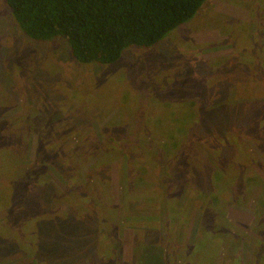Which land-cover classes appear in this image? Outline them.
Here are the masks:
<instances>
[{"label":"rangeland","instance_id":"rangeland-1","mask_svg":"<svg viewBox=\"0 0 264 264\" xmlns=\"http://www.w3.org/2000/svg\"><path fill=\"white\" fill-rule=\"evenodd\" d=\"M8 125L15 128L0 144V264H34L32 252L44 264H92L113 251L131 264H184L177 249L200 239L197 208L180 240L145 235L135 244L136 231L155 232L146 216L162 199L153 186L180 185L175 167L158 169L161 157L192 142L211 148L188 151V159L193 167L211 157L198 174L210 179L207 224L214 228L206 234L229 238L220 264H259L264 0H208L161 42L130 47L111 65L78 62L62 38L32 40L0 0V133ZM10 144L18 148L15 164ZM203 181L196 177L198 199ZM218 195L225 202L214 201ZM216 212L233 230L217 228Z\"/></svg>","mask_w":264,"mask_h":264},{"label":"trees","instance_id":"trees-1","mask_svg":"<svg viewBox=\"0 0 264 264\" xmlns=\"http://www.w3.org/2000/svg\"><path fill=\"white\" fill-rule=\"evenodd\" d=\"M2 1L8 5L11 13L20 24L24 33L32 40L45 42L56 38H62L68 43L72 56L78 62L86 65L92 63L111 65L118 62L122 58L125 50L130 47L150 48L161 42L172 31L192 20L208 0ZM14 128L13 125L5 126L4 129H8L6 131L10 133L1 130L0 144L6 145V140L1 143V138L3 136L6 137V135H9V138H11V131H9V129L13 130ZM201 144V148L196 147L194 142L187 145L181 144L177 153L175 152V155L168 154L167 160L163 156L161 157L157 165L158 169L163 170L164 164L167 163L175 167L171 168L173 172L175 171L173 177L178 179L177 182L180 183V185H177L176 182H170L169 180L166 181L169 186H153L157 189L158 196L162 199V204L157 202L155 205L153 210L155 214L153 215V213L150 212L151 214L146 216V218L150 220L153 228L152 230L155 232H147L142 229L138 232L136 231V235L138 234L136 238L137 244H135L136 248L139 247L140 241L146 239L145 235L148 241H152L154 239L164 240L165 236L167 237V235L177 233L178 240H180L183 234L182 231L187 229L189 223L185 220V217L193 211V208H197V210L202 211L204 214L200 228V239L195 247L185 246L184 248L181 247L177 249L178 255L180 254V258L183 260L182 262H184V264H201L202 261L205 264H220V261L223 259L220 254H223L222 250L225 248L226 242H229V238H221L219 236V238L214 239L206 234L214 228L207 224V217H210L209 209H207L211 201L209 195L210 179L208 176H203L208 169V161L209 163L211 162V157L201 158V164L199 163L196 165L195 163L193 167H189V160L191 159V155H189L188 159L189 152H195L200 149L201 151L203 150L202 153L207 151L210 152L211 148H209L206 142H202ZM184 145L185 147H183ZM9 146L13 148L11 150L12 155L14 152H18V148H15V146L11 144ZM188 146L189 148L187 149ZM169 153H171V150H169ZM13 158H15V155L11 158V163L15 164ZM123 158L125 159L123 162L127 168V173H129L131 170L130 164L132 162L127 156ZM187 160L188 169L185 167ZM146 164L149 166V163ZM153 169L158 171L154 165ZM198 169L201 171H198ZM143 170L145 171V169ZM198 172H203V174L200 175ZM197 176L205 180L202 185H199L201 188L197 190V192L199 190H203L204 192V194H201V199L194 196L195 188L198 187V185H195ZM75 179H78V177H75ZM162 182L164 183L163 179ZM170 185L175 186L177 189L171 188ZM217 187L221 188V186ZM219 197L220 195L216 196L214 201L220 200L221 198L222 201H224L223 197ZM178 199L182 202H178ZM165 200L167 203H165ZM174 202L176 205H173ZM229 205L232 204L229 203ZM165 212L171 217L170 222L165 219V216H167ZM142 216L143 215H141L140 218L145 217ZM226 216L227 214L224 212H216L214 215V221H216L219 230H222L223 227H230V230H233V223L231 224ZM258 219H260V216H258L256 223H258ZM261 223V226L264 227L262 220ZM230 230L227 229L229 237H231L232 234ZM252 230L257 231V229ZM259 234L260 238L255 239L256 247L258 248L257 253L259 255L258 261L259 264H264V235L261 233ZM200 241L206 242V247L200 248ZM237 242L239 243V241ZM167 244H172L171 239H167ZM21 248L24 250L29 249L28 246H21ZM114 248L117 247H115L113 243L108 247L110 251ZM214 248L218 250L216 253ZM199 250L202 251L201 258L198 255ZM112 253L113 255L110 254L107 257H100V259H97L96 262H92V264H131L121 260V257H116V252L113 251ZM169 253L170 252L166 255L167 260H171V255ZM193 253H196L199 259L198 261H196ZM30 254L31 257L33 256L32 263L38 264L39 261L36 259V255L33 252ZM218 254L219 258L215 261ZM39 263L44 264L41 260Z\"/></svg>","mask_w":264,"mask_h":264}]
</instances>
